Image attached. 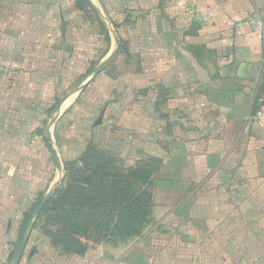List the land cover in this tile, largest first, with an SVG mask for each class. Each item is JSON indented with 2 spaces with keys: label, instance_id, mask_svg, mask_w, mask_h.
<instances>
[{
  "label": "crops",
  "instance_id": "crops-1",
  "mask_svg": "<svg viewBox=\"0 0 264 264\" xmlns=\"http://www.w3.org/2000/svg\"><path fill=\"white\" fill-rule=\"evenodd\" d=\"M89 1L109 44L97 23L76 11L73 0H0V264L11 261L24 215L61 185L64 163L78 160L89 146L110 150L90 140L76 158L61 160L55 151V124L95 76L116 78L113 64L120 53L135 59L134 64L126 60L120 75L129 66L136 90L144 87L147 95L157 84L144 112L148 123L139 119L133 125L145 127L150 138L146 146L154 145L155 111L163 121L161 138L170 145L177 136L173 150L140 149L139 155L150 154L124 166L158 158L161 167L153 176L152 195L158 173L167 192L184 188L183 198L194 195L193 208L187 201L174 207L180 220L177 232L161 226L163 233L173 231L172 241L158 244L161 259L151 257L149 264H264V123L255 118L264 100V0ZM87 28L98 31L103 50L84 45L79 55L95 50L100 64L115 54L95 75H89L94 67L85 73L59 115L51 117L72 89L57 98L68 67L62 58L83 47L72 39L87 34ZM69 67L79 71L80 65L71 62ZM84 101L76 110L87 126L91 111L84 109ZM48 157L55 176L45 180L43 191L41 164ZM154 209L153 202L152 223L140 236L117 245L85 242L82 255L63 253L41 232L35 235L36 217L18 264H119L130 256L126 245L144 238L154 225ZM176 237L187 252L173 251Z\"/></svg>",
  "mask_w": 264,
  "mask_h": 264
},
{
  "label": "rangeland",
  "instance_id": "rangeland-1",
  "mask_svg": "<svg viewBox=\"0 0 264 264\" xmlns=\"http://www.w3.org/2000/svg\"><path fill=\"white\" fill-rule=\"evenodd\" d=\"M89 21H94L92 17L88 18ZM87 34H79L74 35L72 39L73 45H83L82 48H77V52H71L69 55L64 56L63 65L68 64V67H65L64 71L66 73L62 76V83L58 87L57 90V98L60 99L62 95L77 84V81L89 70L93 67H96L99 62L94 56L95 50L93 52L87 51L83 54L79 55V52L85 51V46L89 49L90 45L100 46V51L103 50L101 47L102 40L101 37L97 34L98 31L96 29L92 30L90 28L86 29ZM67 39L71 40V35H66ZM87 40V41H86ZM93 42L91 44H87V42ZM98 46V47H99ZM114 45H112L113 48ZM125 48H127L125 46ZM111 50V49H110ZM65 54H68L65 50H63ZM121 56L117 55L114 59L115 63L113 67L115 69V79H111L104 74H99L95 76L84 88L82 94L79 96L77 103L73 104L74 106L70 108L66 113H64L66 107L61 110L60 117L57 120L56 125V142H58V150L55 146V151L60 155L61 160L76 158L81 152L80 150L84 147V145L88 141H96L100 142L105 148H110V150H104L103 147L94 146L96 149L101 151L106 158L112 160H118V163L121 165H132V163L136 158H139L143 155L147 156L150 153L146 152L142 155L140 154V149L145 150L149 149L150 152H161L163 149L165 152L173 150V146L176 145L175 138L177 136H172V143L168 145L162 138L164 130L162 129V119L161 116L155 112H153V120H156L157 127L154 131V140L153 146L149 148L146 145L150 143V138L148 134L145 133V127L141 128L140 125L138 127L133 126L134 123L142 119L143 123H146L145 118L146 114H144L145 109L148 108L151 104L152 97L151 90H156V85L153 84L150 87L149 93L145 95L144 87L136 90L133 86H137L135 82L130 81V73L129 66L126 67L124 75H120L124 69L125 64L135 63L134 58L126 59L124 53H120ZM126 60H128L126 62ZM71 62L74 64L80 65L79 71L74 70L69 67ZM74 70V71H72ZM120 75V76H119ZM99 97L96 101V99ZM47 99V98H46ZM44 99V101L46 100ZM85 100V101H84ZM93 100L95 102H93ZM84 101V109H89L91 111V115L89 114V122L87 126L82 124L81 116L82 113L76 110V105H80ZM98 105H94L95 103ZM68 105V104H67ZM89 105H91L89 107ZM95 107V108H94ZM159 113L161 114L162 107L161 105L158 107ZM54 110V109H53ZM75 111L74 113L72 111ZM151 110V107H150ZM149 110V111H150ZM52 111V110H51ZM80 111L83 112V109ZM103 111V116L100 119V124L94 126L95 121L99 118L100 113ZM148 111V113H149ZM55 110L51 114V117H55ZM77 113V114H76ZM76 114V116H74ZM84 115V114H83ZM46 123L47 120H44ZM44 123V126H45ZM148 123V122H147ZM146 125V124H145ZM44 129V128H42ZM162 129V130H161ZM175 135L177 131H174ZM103 139L106 143H102ZM173 145V146H172ZM112 149V150H111ZM118 153L121 155L122 159H118ZM177 169V162H174ZM42 168V178H44V182L42 181V189L45 191V180L49 177L55 176L54 164L50 160V157L46 160H43L41 164ZM185 166L186 163H183ZM175 169V167H174ZM177 171V170H176ZM175 171V172H176ZM154 177V187H153V202H154V225L149 227L144 235V238H139L137 242L132 241L126 245V249L130 250L128 255L130 256L121 261L119 264H149L151 257H158L161 255V247L157 246L158 244H170L172 241V232L163 233L161 226L166 225L171 230L177 232L176 226L180 223V220L177 215H175L174 207L176 204L180 202H188L189 206L193 208L194 203V195L193 193L190 195H185L183 198V191H175V192H167L163 184L160 183L162 180V174ZM192 181V178L190 179ZM43 195V194H42ZM37 195H35L36 197ZM35 198H33L34 200ZM191 208V209H192ZM43 227V223L39 222L36 226L35 235L41 232ZM147 235V236H146ZM178 235V234H177ZM149 237V238H147ZM146 238V239H145ZM178 237L173 240V243L176 245V250L178 252H187L186 248H183L182 244L178 243ZM153 243V245H152ZM128 246V247H127ZM112 262H110L111 264ZM158 264L162 263L161 260H158Z\"/></svg>",
  "mask_w": 264,
  "mask_h": 264
},
{
  "label": "trees",
  "instance_id": "trees-1",
  "mask_svg": "<svg viewBox=\"0 0 264 264\" xmlns=\"http://www.w3.org/2000/svg\"><path fill=\"white\" fill-rule=\"evenodd\" d=\"M73 2L77 12L95 19L109 44L90 1ZM119 163L92 146L78 160L64 163V179L34 223H43L41 234L54 248L82 255L85 242L117 245L140 236L152 223L151 188L161 160L153 157L128 167Z\"/></svg>",
  "mask_w": 264,
  "mask_h": 264
},
{
  "label": "water",
  "instance_id": "water-1",
  "mask_svg": "<svg viewBox=\"0 0 264 264\" xmlns=\"http://www.w3.org/2000/svg\"><path fill=\"white\" fill-rule=\"evenodd\" d=\"M115 53H113L110 57H108L105 61L101 62L100 64H98L96 67H94L91 72L89 73V75H95L96 73H98L103 67H105L113 58ZM76 91V88H72L70 89L65 96L60 100L58 106H57V113H56V117L59 115V108L61 107V105L65 102V100H67V98L73 94ZM55 117V118H56ZM96 124H100V118L96 121ZM58 185V184H57ZM54 187V189L56 188V186ZM54 189L51 191H48L47 193H45L41 199L38 201V203L30 210L25 223L22 227V231L18 240V243L16 245V248L13 252V256L11 258V261L9 264H18L19 260L21 258V255L23 253L24 247L26 245V241L27 238L29 236V232L31 230V227L33 225V222L35 220V218L38 216L39 212L41 211V209L43 208L44 204L48 201V199L51 197V195L54 193Z\"/></svg>",
  "mask_w": 264,
  "mask_h": 264
},
{
  "label": "built area",
  "instance_id": "built-area-1",
  "mask_svg": "<svg viewBox=\"0 0 264 264\" xmlns=\"http://www.w3.org/2000/svg\"><path fill=\"white\" fill-rule=\"evenodd\" d=\"M256 120L261 123H264V100L260 101L259 108L255 115Z\"/></svg>",
  "mask_w": 264,
  "mask_h": 264
}]
</instances>
